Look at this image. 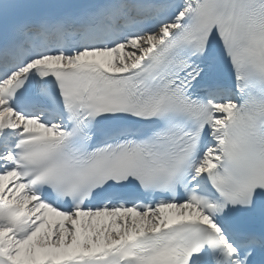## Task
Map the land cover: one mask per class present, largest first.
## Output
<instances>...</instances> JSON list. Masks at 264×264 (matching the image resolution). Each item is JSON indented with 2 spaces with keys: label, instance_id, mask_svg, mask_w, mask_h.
<instances>
[{
  "label": "snow or ice",
  "instance_id": "1",
  "mask_svg": "<svg viewBox=\"0 0 264 264\" xmlns=\"http://www.w3.org/2000/svg\"><path fill=\"white\" fill-rule=\"evenodd\" d=\"M0 264H264V0H0Z\"/></svg>",
  "mask_w": 264,
  "mask_h": 264
}]
</instances>
